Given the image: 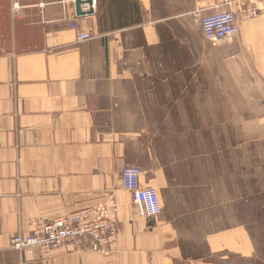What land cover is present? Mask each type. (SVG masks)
<instances>
[{
    "label": "crops",
    "instance_id": "0c3cea01",
    "mask_svg": "<svg viewBox=\"0 0 264 264\" xmlns=\"http://www.w3.org/2000/svg\"><path fill=\"white\" fill-rule=\"evenodd\" d=\"M215 1L93 0L77 15L64 0H0V264H236L226 260L254 257L245 228H226L219 173L208 185L202 172L185 167L193 156L179 162L169 141L152 149L143 140L157 130L147 96L179 101L188 85L215 77L224 84L241 74L227 72L230 62L236 69L251 61L264 74V0L259 17L241 19L233 37L213 45L197 27ZM84 32L93 37L78 41ZM200 49L207 58H195ZM155 83L169 86L168 95L146 92ZM179 85H186L180 94L171 90ZM148 155L152 165H142ZM129 164L142 168V185L157 189L160 215L142 216L123 188ZM98 205L119 226L103 249L90 248L88 237L49 254L11 246L38 223Z\"/></svg>",
    "mask_w": 264,
    "mask_h": 264
},
{
    "label": "rangeland",
    "instance_id": "374dc122",
    "mask_svg": "<svg viewBox=\"0 0 264 264\" xmlns=\"http://www.w3.org/2000/svg\"><path fill=\"white\" fill-rule=\"evenodd\" d=\"M196 55L207 58L201 49ZM242 65L235 69L230 62L227 72L239 69L241 74L227 75L224 84L215 77L209 84L188 85L183 93L187 99L147 96L145 102L154 113L147 118L157 130L143 133V140L152 149L169 141L179 162L193 156L194 164L188 160L185 167H192L195 176L202 172L208 185L217 184L219 177L226 193V228L243 226L255 247L253 258L232 256L226 262L264 264V74L251 61ZM185 86L171 90L180 94ZM147 91L164 97L170 89L155 83L146 84ZM164 111L170 114L164 116ZM152 162L149 155L141 158L142 165Z\"/></svg>",
    "mask_w": 264,
    "mask_h": 264
},
{
    "label": "built area",
    "instance_id": "2783aa9c",
    "mask_svg": "<svg viewBox=\"0 0 264 264\" xmlns=\"http://www.w3.org/2000/svg\"><path fill=\"white\" fill-rule=\"evenodd\" d=\"M68 8L74 0H64ZM261 0H217L213 3L212 13L201 15L198 29L213 45L233 37L239 30L241 19H253L260 16ZM18 9L19 4L15 3ZM73 28L77 23H71ZM90 32L78 35V41L92 38ZM142 168L139 165H126L121 173V182L129 191L139 213L145 217H156L162 212L159 193L153 186L141 183ZM119 235L116 215L103 205L87 207L80 211L63 215L49 222L38 223L32 232L26 235L16 234L11 239V246L17 250L37 249L43 254L63 248L70 241L81 244L88 237V246L103 249L115 242Z\"/></svg>",
    "mask_w": 264,
    "mask_h": 264
},
{
    "label": "water",
    "instance_id": "95a60500",
    "mask_svg": "<svg viewBox=\"0 0 264 264\" xmlns=\"http://www.w3.org/2000/svg\"><path fill=\"white\" fill-rule=\"evenodd\" d=\"M88 3L90 6L93 5V0H86V1H83V0H74V4H75V7H76V13L77 15H83L84 12L82 11V4L83 3ZM92 8L90 9L89 12H92Z\"/></svg>",
    "mask_w": 264,
    "mask_h": 264
}]
</instances>
